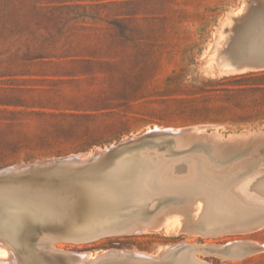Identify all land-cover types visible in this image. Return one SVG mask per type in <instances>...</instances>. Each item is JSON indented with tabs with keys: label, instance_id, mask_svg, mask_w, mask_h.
<instances>
[{
	"label": "rangeland",
	"instance_id": "rangeland-1",
	"mask_svg": "<svg viewBox=\"0 0 264 264\" xmlns=\"http://www.w3.org/2000/svg\"><path fill=\"white\" fill-rule=\"evenodd\" d=\"M26 51L46 63L5 70ZM249 71H264V0H0V169L72 158L42 178L0 182L46 199L50 214L20 226L22 244H9L20 253L8 246L0 264H24L29 248L116 264L105 257L174 247L197 264H264V199L252 186L264 176L261 93L208 91ZM142 134L165 145L137 143ZM123 140L134 143L88 166ZM51 171L66 177L53 181ZM120 220L149 226L93 239Z\"/></svg>",
	"mask_w": 264,
	"mask_h": 264
},
{
	"label": "bare ground",
	"instance_id": "bare-ground-1",
	"mask_svg": "<svg viewBox=\"0 0 264 264\" xmlns=\"http://www.w3.org/2000/svg\"><path fill=\"white\" fill-rule=\"evenodd\" d=\"M154 126V125H153ZM157 126V125H156ZM149 128V127H148ZM157 128H160V126H158ZM162 128V127H161ZM167 128H169V127H167ZM170 129V128H169ZM168 129V130H169ZM171 129H173V128H171ZM171 129L169 130V131H171ZM191 129H195V128H191ZM191 129H187V130H191ZM147 130V129H146ZM149 130H151V129H149ZM155 130V129H154ZM161 130H163V129H161ZM160 130V131H161ZM165 130V131H164ZM164 130H163V132H167V130H166V127L164 128ZM187 130H185L186 132L185 133H187ZM196 130V129H195ZM159 131V130H158ZM158 131L156 132V133H158ZM168 131V132H169ZM174 131V130H173ZM181 131V130H180ZM179 131V132H180ZM193 131V132H192ZM192 131H188V134L190 135V133H191V135H192V133H193V135H196L197 134V132H195L194 130H192ZM190 132V133H189ZM149 133V132H148ZM152 133V132H151ZM174 134H175V132H173ZM178 133V132H177ZM182 133V132H181ZM180 133V134H181ZM194 133H196V134H194ZM169 134V133H168ZM171 134V133H170ZM153 135V134H152ZM164 135V134H163ZM182 135V134H181ZM184 132H183V138L185 139V137H184ZM188 135V136H189ZM197 135H199V136H197V137H199V138H201L202 139V137H205V136H203L204 134H202L201 136L202 137H200V133L199 134H197ZM162 136V135H161ZM169 136V135H168ZM186 137H187V135H185ZM134 137H136V136H134ZM175 137H177L176 135H175ZM181 136H179L178 138H180ZM197 137L196 138H194V139H197ZM137 138H139V140H137V143L138 142H140V144L141 143H143V142H146V141H144L142 138V136H140V137H137ZM156 135H153V137L151 138V139H155L154 140V142L156 141V143H157V141H159L160 142V140H162V139H160V140H156ZM159 138H163V136L162 137H158L157 139H159ZM164 138H165V136H164ZM169 138V137H168ZM171 138H172V134H171ZM165 139H167V136H166V138ZM183 139V140H184ZM134 140V139H133ZM168 140V139H167ZM169 140H170V138H169ZM172 140V139H171ZM182 140V139H181ZM180 140V141H181ZM183 140L181 141V143L183 142ZM190 140H192V139H190ZM197 140H199V139H197ZM134 141H136V140H134ZM124 142H126V141H124L123 140V143ZM162 142V141H161ZM158 143V147H163L165 144H163V143ZM175 142V141H174ZM190 141H185L184 143H189ZM192 142V141H191ZM134 143V142H133ZM216 142H214V144H215ZM132 144V143H131ZM130 144V145H131ZM129 145V146H130ZM137 145H139V144H137ZM128 146V147H129ZM215 146H217V143H216V145ZM109 147V146H108ZM107 147V149L106 150H98L97 152H98V154H97V156H90L89 155V161H88V166H89V162H90V160H95V158L97 159V158H99L100 160H103V159H106V158H108V157H111V156H113V155H115V153H116V147H114L113 145H111V147L110 148H108ZM105 148V147H104ZM98 149V148H97ZM81 153V152H80ZM83 153H85V152H83ZM82 153V154H83ZM90 153V152H89ZM76 154V153H75ZM79 155V158L78 159H80V157L82 158V156H84V155ZM86 154H87V152L85 153V156H86ZM93 154V153H92ZM88 155V154H87ZM70 156V155H69ZM76 156V155H75ZM65 157L66 156H64L63 157V159H65ZM68 157V156H67ZM71 157H73V156H71ZM61 159V158H60ZM66 159H68V158H66ZM69 159H72V158H69ZM69 159L67 160L68 161V163H71V162H69ZM75 160V159H74ZM98 160V159H97ZM72 161V160H71ZM79 161H82V159L81 160H79ZM78 161V162H79ZM77 162V163H78ZM85 162V161H84ZM102 162V161H101ZM67 163V164H68ZM72 163L74 164V165H77V163L76 162H73L72 161ZM76 163V164H75ZM82 163V162H81ZM87 163V162H86ZM95 163V162H94ZM93 163V164H94ZM40 164H43V163H40ZM39 164V165H40ZM66 164V165H67ZM93 164H92V166H93ZM66 165H64V168L66 169V168H69V167H66ZM87 165V164H86ZM85 164H84V167H83V169L85 168V166H86ZM78 166H79V164H78ZM82 166V165H81ZM24 167H25V165H24ZM73 167V166H72ZM71 168V167H70ZM80 168H82V167H80ZM16 169V168H15ZM18 169V168H17ZM57 169H59V168H57ZM71 169H74V167L73 168H71ZM79 169V168H78ZM175 171H181V170H183L184 169V165H177L175 168ZM19 170V169H18ZM18 170H16V171H18ZM54 170V169H53ZM85 170V169H84ZM86 170H88V169H86ZM21 171V170H20ZM58 171V170H57ZM61 171V173H62V170H60ZM65 171V170H64ZM91 173V172H90ZM64 174H65V172H64ZM51 176V175H50ZM17 179V178H16ZM15 179V180H16ZM23 182V181H22ZM34 182V181H33ZM27 183V182H26ZM19 184V183H18ZM23 186H24V183H23ZM22 186V187H23ZM28 186V185H27ZM38 186V185H37ZM252 186H253V189L261 196V197H263V199H264V176H261L260 178H258V179H256V181L252 184ZM26 187V186H25ZM16 188V187H15ZM19 188V187H18ZM18 188H16V189H14L13 188V190H11V191H8V190H2V189H0V258H2L3 260L5 259V258H7V256H8V251H7V248H8V246H10L9 244H14V245H17L18 243L17 242H19L20 244H22L18 239H19V237H18V234H17V232H18V229H19V227L20 226H27L28 224H36V223H43V222H45V220H48V218L50 217V214L48 213V211H47V209L44 207V206H46L47 205V203H46V199H44V200H42V202L43 203H38V202H36V200L33 198V192L32 191H27L26 193H25V195H23V194H19V191H20V189H18ZM24 188V187H23ZM18 189V190H17ZM26 189V188H25ZM27 190V189H26ZM33 190V189H32ZM35 190H36V188H35ZM41 190V189H40ZM45 190H47V189H45ZM42 191V190H41ZM38 192V191H37ZM47 192V191H46ZM53 193V192H52ZM46 194V193H45ZM38 196V195H37ZM12 206V207H14L15 208V210H16V212H15V214L16 215H10V216H7L6 215V212L9 210V206ZM32 207H35L34 209L32 208ZM200 208V206H198V204H197V209H199ZM163 212V211H162ZM167 211H165V212H163V213H165V215L167 214L166 213ZM162 213V214H163ZM171 212H169V214H170ZM161 214V215H162ZM160 215V216H161ZM175 215H176V213H175ZM177 215H181V214H177ZM168 216V215H167ZM171 216V217H170ZM170 216H168V218L170 217V220H171V223L173 224L174 223V221L176 220V218L177 217H175V220L172 222V215H170ZM182 216V215H181ZM181 216H179V217H181ZM156 217V216H155ZM163 217H164V215H163ZM162 217V218H163ZM8 218H11V219H14L16 222H18V224H17V226H15V227H11L10 226V224L8 223V221H7V219ZM142 218V217H141ZM141 218H139V219H141ZM147 217L145 216L143 219H146ZM167 218V219H168ZM174 218V217H173ZM50 219V218H49ZM157 219H158V217H157ZM161 219V218H160ZM159 219V224L162 226H164V225H166L167 224V222L169 221V219H168V221H167V219L165 218V219H163V220H165V221H167L166 222V224H165V221L164 222H161L160 223V220ZM180 218H178V220H179ZM81 220V219H80ZM138 220V219H137ZM136 220V221H137ZM147 220V219H146ZM145 220V221H146ZM153 220H155V219H153ZM182 220H183V217H182ZM185 220V219H184ZM109 221V220H108ZM141 221H142V219H141ZM144 221V220H143ZM152 221V220H151ZM186 221V220H185ZM131 222V221H130ZM148 222V224H152V223H150L149 221H147ZM183 222V221H182ZM260 222V221H259ZM258 222V223H259ZM132 223V222H131ZM133 223L134 224H137L138 225V223H140V225L142 224V225H144V222H138V223H135L134 221H133ZM154 223V222H153ZM169 223V222H168ZM171 223L169 224V225H171ZM179 223H181V222H179ZM256 223V222H255ZM257 223V224H258ZM263 223V222H262ZM262 223H260L261 225H262ZM146 224V223H145ZM156 224H157V222H156ZM256 224V225H257ZM259 224V225H260ZM141 225V226H142ZM147 225V224H146ZM168 225V224H167ZM168 225V226H169ZM183 225V224H182ZM255 225V224H254ZM260 225V226H261ZM149 226V225H148ZM148 226H145L144 225V227H148ZM151 226H153V229H154V225L152 224ZM158 224L156 225V227L155 228H157L158 229ZM160 226V227H161ZM168 226H164V228H168ZM180 226V225H179ZM185 226V225H184ZM187 226V225H186ZM258 226V225H257ZM256 226V227H257ZM143 227V226H142ZM142 227H140V228H142ZM144 227H143V229H144ZM170 227V226H169ZM253 227V226H252ZM259 227V226H258ZM134 228H135V226H134ZM133 228V229H134ZM139 227H137V229L135 228V230H139L138 229ZM150 228V227H149ZM185 228H187V227H185ZM11 229H15L16 230V235L14 234L13 235V233H11ZM142 229V230H143ZM150 229H152V228H150ZM97 230V229H96ZM135 230H132V231H135ZM187 230H190V229H187ZM186 230V231H187ZM80 232V231H79ZM95 232V231H94ZM190 232H193V230L192 231H190ZM70 233V232H69ZM130 233V232H129ZM71 234V233H70ZM102 236V235H101ZM91 237V236H90ZM89 237V238H90ZM98 238V237H97ZM42 239V238H41ZM41 239H40V241H41ZM80 239V238H79ZM78 238L76 239L75 238V240H79ZM86 239H88V238H86ZM93 239H95V237H93ZM45 240V239H44ZM44 240H42V241H44ZM81 240H82V238H81ZM84 240H85V237H84ZM83 240V241H84ZM89 240V239H88ZM88 240H85V241H88ZM46 241V240H45ZM54 242V241H53ZM56 242V241H55ZM37 243V242H36ZM40 243V242H39ZM181 244H183V243H185V241L184 242H180ZM52 244V243H51ZM177 244H179V243H177ZM36 245V244H35ZM39 245V244H38ZM176 245V244H175ZM186 245V243L184 244V246ZM25 246L28 248V246H27V244H25ZM41 245H39V247H40ZM50 246V245H49ZM172 247H174V246H172ZM182 247V246H181ZM263 247V246H262ZM10 248H11V251H12V253H14V254H16V255H18L17 253L20 251L19 249V251H17V253H16V251L15 250H12V247L10 246ZM163 248V247H162ZM161 248V249H162ZM169 248V247H168ZM177 249L179 248V247H176ZM175 247L172 249V248H170V249H168V250H166L165 251V253L163 252V254L161 253L160 255H158L157 253H155V254H157V256H154V257H152V258H143V257H135L134 255H130L129 253L126 255V254H122V253H124V251L121 253L120 252V254L121 255H116L115 253H113L112 255H110L109 253H107V254H109L107 257H105L104 256V254H103V256L105 257V259L104 260H109V261H113V262H116V264H197L196 262H194V261H192V262H190L191 260L189 259L188 260V257H187V259L186 258H183L182 257V252L183 251H180V252H178V250L176 249ZM183 248V247H182ZM16 249V248H15ZM52 249V248H51ZM56 249V248H55ZM50 250V249H49ZM163 250V249H162ZM161 250V251H162ZM165 250V249H164ZM163 250V251H164ZM51 251H54V252H56L54 249H52ZM58 252H61V251H59V250H57ZM117 250H115V252H116ZM122 251V250H121ZM128 250H126L125 252H127ZM132 251V250H131ZM21 252H23L22 253V256H23V260H24V264H34V262L36 263V262H38L39 264H71L72 263V261H73V259H72V256L74 255V254H72L71 255V252H68L69 254H65V251H63L62 252V255H58V256H53L50 260H49V258H47V257H45V255L42 253V252H38V251H36V250H34L33 248H29V250H24V249H22L21 250ZM88 252V253H87ZM119 251H117V254H119L118 253ZM158 252H160V251H158ZM20 253V252H19ZM64 253V254H63ZM66 253H67V251H66ZM73 253H75V252H73ZM82 253V252H81ZM84 253V252H83ZM86 253L87 254H89V251H86ZM103 253H105V252H103ZM133 253V252H132ZM140 253V252H139ZM143 253V252H142ZM13 254V255H14ZM76 254H77V252H76ZM99 254V253H98ZM97 254V255H98ZM102 254V253H101ZM100 254V255H101ZM106 254V253H105ZM146 254V253H145ZM145 254H143L144 256H145ZM149 254V253H148ZM151 254V253H150ZM154 254V255H155ZM96 255V254H95ZM94 254H93V256L92 257H94L95 256ZM153 255V254H152ZM168 255H170V257H172V258H170L169 260H167L168 258H167V256ZM176 255V256H175ZM15 256V255H14ZM84 256H86V255H84ZM84 256H83V258H84ZM141 256V255H140ZM19 257V256H18ZM75 257V256H74ZM88 257H91V255L89 256L88 255ZM86 258V259H88L89 261H90V259L91 258ZM99 257V256H98ZM95 258V257H94ZM100 258V257H99ZM181 258H183V259H181ZM192 258V257H191ZM19 259V258H18ZM20 259H21V257H20ZM19 259V260H20ZM82 259V258H81ZM96 259V258H95ZM102 259V258H101ZM100 259V260H101ZM185 259V260H184ZM18 260V261H19ZM79 260H80V258L78 259V261H77V263H79ZM87 260V261H88ZM11 261V260H10ZM21 261H22V259H21ZM76 261V260H75ZM81 262V264H82V261L83 260H80ZM95 261V260H94ZM97 261V260H96ZM196 261H198V260H196ZM92 262H93V259H92ZM201 262H203V261H201ZM201 262H199V263H201ZM16 263H17V261H16ZM20 264H22L21 262H19ZM18 263V264H19ZM77 263H75V264H77ZM79 263V264H80ZM84 263H85V261H84ZM83 263V264H84ZM88 263V262H87ZM91 263V262H90ZM111 263V262H110ZM37 264V263H36ZM74 264V263H73ZM86 264V263H85ZM93 264H95V263H93ZM96 264H98V261H97V263ZM203 264H206V263H203Z\"/></svg>",
	"mask_w": 264,
	"mask_h": 264
},
{
	"label": "water",
	"instance_id": "water-1",
	"mask_svg": "<svg viewBox=\"0 0 264 264\" xmlns=\"http://www.w3.org/2000/svg\"><path fill=\"white\" fill-rule=\"evenodd\" d=\"M145 134V133H144ZM144 134H142V139L144 141L147 142H154L153 139L149 138V135L144 136ZM148 136V137H147ZM133 142V140H128L124 143H120L118 142V146L116 147L117 153H120L121 151H123L124 149H126L131 143ZM137 145V144H135ZM134 145V146H135ZM98 153H96L95 156H97ZM50 162H43V165H39L36 164L35 162H32L30 165L26 164L25 167H21L20 170L21 171H14L13 169H11V167H6L3 169H0V182L5 181V180H12V179H21V180H29V179H37V178H42L44 177V172L53 170L56 168H60V167H64V163H67L66 159H62V160H54ZM42 162V160H41ZM20 166V165H18ZM52 172V173H51ZM50 173L53 174L51 176V179L53 181H60L62 180V178L66 177L64 175L58 174V173H53V172H57V171H51ZM30 174V175H29ZM136 226L135 224H132L131 222H125L123 220H120L118 222H110L107 225H105L106 228H104L103 230H99V232L95 233L92 237H98L101 235H110V234H116V235H124L127 234L128 231H131L133 229V227ZM170 255L167 256V260H169Z\"/></svg>",
	"mask_w": 264,
	"mask_h": 264
},
{
	"label": "trees",
	"instance_id": "trees-1",
	"mask_svg": "<svg viewBox=\"0 0 264 264\" xmlns=\"http://www.w3.org/2000/svg\"><path fill=\"white\" fill-rule=\"evenodd\" d=\"M45 57L44 55L29 57L27 51L23 57L13 54L7 60L10 67H6L5 70L12 67L25 66L27 62L32 63L34 59H39L40 63L45 64L46 61H43ZM209 82L212 83L211 81H208V83ZM219 82L221 83L220 86L211 87L208 91H223L230 97L260 92L261 102L264 104V71H249L240 74H232L220 78Z\"/></svg>",
	"mask_w": 264,
	"mask_h": 264
}]
</instances>
